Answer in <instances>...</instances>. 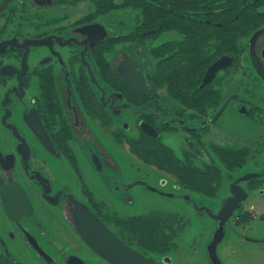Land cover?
I'll return each mask as SVG.
<instances>
[{
    "label": "flooded vegetation",
    "instance_id": "1",
    "mask_svg": "<svg viewBox=\"0 0 264 264\" xmlns=\"http://www.w3.org/2000/svg\"><path fill=\"white\" fill-rule=\"evenodd\" d=\"M44 1L0 0L4 7L0 10V20L4 18L0 25V264H99V260L111 264L81 237L75 211L82 208H88L127 245L146 257L161 264H172L170 255L178 247L163 255L144 251L119 236L114 217L117 213L134 216L160 211L185 215L163 210L122 214L116 208V194L135 184L163 196L179 194L188 201L192 198L185 195L188 191L221 198L217 211L216 200L210 207L195 205L196 212L208 214L216 221L217 228L219 220L209 214V210L218 214L228 199L237 197L242 199L240 206L227 222L236 219V223L242 225V214L253 221L255 217L246 210L259 207L260 198H264V0H239V10L244 8L257 18L246 27L247 33L240 37L234 51L218 49L213 39L208 41L195 55V62L198 56L204 61L199 87H208L189 89L183 96L174 95L166 85L154 87L149 81L153 63L151 49L181 40L182 35L176 30L163 31L147 39L146 48L132 42L118 46L112 40L116 36L115 28L98 15L94 6L74 21L61 25L59 23L67 16L44 20L38 13L39 8L77 5L89 0L76 4H57L56 0H51L49 5L41 4ZM207 1L208 10H188V13H232L233 0ZM129 11L134 12L132 16L135 14L134 10ZM88 15L97 17L78 22ZM52 19L57 21L47 23ZM171 33H177L180 39L169 38ZM35 40L44 41L36 44ZM102 54L111 65L109 70L102 71L99 63ZM223 57H226L225 65L202 86L207 70ZM125 60L139 65L154 95L135 90L117 73L118 65ZM117 76L121 81L119 87ZM135 98L139 105L133 104ZM222 118L226 120L223 128L226 144L220 143L215 135L221 132ZM242 120L253 128V134L232 132L235 125H244ZM142 122L155 128L158 135L143 131ZM140 131L169 147L163 139L164 132L184 134L186 145L180 153L171 148L181 162L202 169L208 176L212 172L208 167L221 170L216 195L190 189L174 173L137 157L128 140L139 137ZM120 146L127 147L129 156L155 169L148 172L144 167L134 168L129 159L132 166L126 168L129 174L117 180L106 168L119 166L113 150ZM245 148L249 149L246 159L243 160L241 153L242 162L233 170L216 151H244ZM143 169L145 174L141 173ZM167 186L175 191L163 188ZM180 188L183 193H177ZM224 188L225 194L219 195ZM251 192L256 194L249 198ZM24 198L31 205V214H22L18 219L10 217L5 199L16 210L26 206ZM29 225L36 232L31 231ZM223 240L217 245V251ZM80 244L87 247L90 259L78 253ZM151 254L158 259H153ZM207 256L208 264H213L209 250Z\"/></svg>",
    "mask_w": 264,
    "mask_h": 264
},
{
    "label": "trees",
    "instance_id": "2",
    "mask_svg": "<svg viewBox=\"0 0 264 264\" xmlns=\"http://www.w3.org/2000/svg\"><path fill=\"white\" fill-rule=\"evenodd\" d=\"M81 0H56L57 4H76ZM98 15H102L108 25L115 29L112 38L116 44L129 45L138 43L146 48L147 39L157 37L163 31L176 30L182 35L181 40L162 43L150 51L153 63L150 64L149 81L154 87L165 86L176 96H183L187 90L199 87L204 61L195 55L199 53L213 39L218 49L227 48L234 51L238 41L247 33L246 27L253 23L257 17L247 13L240 7L239 0H233L230 5L231 12L227 15L194 13L188 10H208L207 0H89ZM129 10L135 14L129 18ZM137 11V12H136ZM238 12V13H237ZM108 14V15H107ZM97 15H88L78 22L95 19ZM24 16H22V20ZM52 19L47 23H55ZM215 26V27H214ZM111 40V39H109ZM104 46V44H103ZM104 48V47H103ZM104 52V50H103ZM199 62V63H198ZM99 63L102 71L109 70L111 65L102 54ZM115 75V71L112 70ZM118 87L121 84L117 76ZM139 100L134 99L133 104L139 105ZM139 137H133L128 142L133 153L146 163L174 173L179 181L188 188L206 195H216L222 173L215 166L208 167L211 176L203 173L202 169L190 163L181 162L173 149L165 145L160 139L149 137L140 131ZM221 160L230 169H236L242 162L239 155L242 153L246 159L249 149L226 150L216 149ZM119 236L128 244L138 245L144 251L167 255L178 247L177 239L189 224V219L182 214L151 211L141 215H114ZM243 223L251 218L242 214ZM264 221V213L260 215Z\"/></svg>",
    "mask_w": 264,
    "mask_h": 264
},
{
    "label": "rangeland",
    "instance_id": "3",
    "mask_svg": "<svg viewBox=\"0 0 264 264\" xmlns=\"http://www.w3.org/2000/svg\"><path fill=\"white\" fill-rule=\"evenodd\" d=\"M92 7V3L86 1L85 3H80L77 5H52L49 7H44V10H40L41 8H39L38 13L44 16V20L51 18V16L52 18H63L64 16H67L59 23V25H61L74 21L84 13H87ZM3 8L4 7L0 2V10ZM133 13V11H129V18L133 17ZM30 15L32 17V14ZM2 23H4V18L0 20V25ZM169 38L180 39V36L177 33H171ZM117 55L118 57L121 56L120 50L117 51ZM222 119L223 120L220 122L221 132L215 133V135L218 141H222L220 143L226 144V134L223 129L225 127L224 125L226 124V120L224 118ZM242 121L244 122V120ZM238 126L239 125H235L231 128L233 133H241L246 136L253 134V128H250L247 123L244 122V125H241V127ZM185 138L186 136L181 133H172L171 131L163 133L164 141L177 153H180L183 146L186 145ZM120 147L125 149L126 153L122 151ZM120 147H115L113 150L119 166L114 169L106 168V170L115 174L117 180H122L124 174H129L126 171V168H129V166L132 167L129 163V159H131L134 168L144 167L145 170H148V172L151 169H155L153 167H147L143 165L134 156H129L127 147ZM145 170L143 169L141 173L145 174ZM134 172L137 174L139 173L137 169H134ZM163 188L173 189L172 186ZM182 190L183 189L180 188V190L176 191H178L177 193H183ZM173 191L175 190L173 189ZM225 191V188L221 189L219 195H224ZM188 192L189 193L185 195H190L192 197L191 201L186 200L184 196L179 194L176 196H163L159 193L148 190L143 185L135 184L132 186V188H128L127 191L119 190L117 192L115 197L117 203L116 208L122 214L143 213L150 210H163L185 214L189 217L190 224L178 239V249L170 255L173 259L172 264H208V245L213 238L214 232L217 228V223L208 214L204 213L200 215L197 213L195 205L210 207L216 200L215 211H217V207L219 206V201L221 198L219 199L218 197V199H216V197H207L200 193L190 191ZM255 194L256 193L251 192L249 198ZM260 200L261 201L258 202V206L261 208H247L246 210L255 217L253 221L238 225L236 223V219H233L226 223V235L223 242L218 246L217 251L223 264H264V241H256V239H264V221L258 218L260 214L264 213V198H260ZM29 228L31 231L36 232L32 226L29 225ZM42 244L44 243L42 242ZM57 244L58 243L55 242V246H57ZM77 251L83 256L86 255L87 259H90V257L87 255L88 249L86 246L80 244ZM151 255L153 259H158L157 255ZM16 256L21 260L25 259L23 256ZM95 259L97 258L95 257ZM99 261V264H108L102 260Z\"/></svg>",
    "mask_w": 264,
    "mask_h": 264
},
{
    "label": "water",
    "instance_id": "4",
    "mask_svg": "<svg viewBox=\"0 0 264 264\" xmlns=\"http://www.w3.org/2000/svg\"><path fill=\"white\" fill-rule=\"evenodd\" d=\"M51 3V0L41 2V4L46 5ZM43 41L44 40H35L33 43L38 44ZM225 60L226 57L219 59L207 70L202 86L212 80L216 70L225 65ZM117 73L135 90L151 96L154 95V90L148 83L143 70L135 61L125 60L121 62L117 67ZM140 126L146 133L150 135H158L155 128L148 123L142 122ZM23 200L26 206H20L15 210L11 205L12 203L5 199V208L10 217L18 219L22 214H31V205L28 199L24 198ZM240 200L242 199H238L237 197L228 199L218 214H213V212L209 210V214L219 220L218 228L214 233L213 240L208 246L213 264H222L221 259L217 255V245L223 240L225 236V224L232 216L233 211L240 206L238 204ZM15 212L17 213L14 214ZM75 223L83 240L111 264H161L127 245L88 208L76 209Z\"/></svg>",
    "mask_w": 264,
    "mask_h": 264
}]
</instances>
